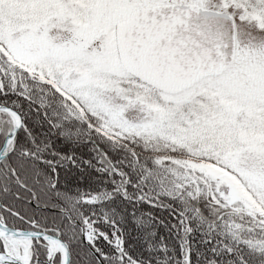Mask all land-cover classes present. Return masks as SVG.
Masks as SVG:
<instances>
[{"label": "snow or ice", "instance_id": "snow-or-ice-1", "mask_svg": "<svg viewBox=\"0 0 264 264\" xmlns=\"http://www.w3.org/2000/svg\"><path fill=\"white\" fill-rule=\"evenodd\" d=\"M0 264H264V0H0Z\"/></svg>", "mask_w": 264, "mask_h": 264}]
</instances>
